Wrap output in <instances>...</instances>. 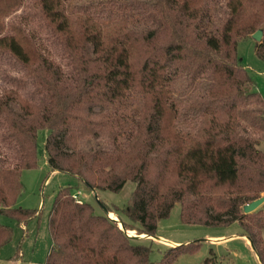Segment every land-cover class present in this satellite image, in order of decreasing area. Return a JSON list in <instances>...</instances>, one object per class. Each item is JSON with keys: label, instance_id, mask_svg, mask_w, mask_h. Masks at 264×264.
<instances>
[{"label": "trees", "instance_id": "16d2710c", "mask_svg": "<svg viewBox=\"0 0 264 264\" xmlns=\"http://www.w3.org/2000/svg\"><path fill=\"white\" fill-rule=\"evenodd\" d=\"M257 30L264 62V0H0V215L18 225L38 217L15 204L43 130L50 172L94 193L134 185L104 214L59 188L44 264H173L198 242L165 246L153 263L151 245L106 214L154 237L175 204L185 225L237 223L264 264V209L243 213L264 194V101L237 55ZM12 234L0 224V249Z\"/></svg>", "mask_w": 264, "mask_h": 264}, {"label": "rangeland", "instance_id": "374dc122", "mask_svg": "<svg viewBox=\"0 0 264 264\" xmlns=\"http://www.w3.org/2000/svg\"><path fill=\"white\" fill-rule=\"evenodd\" d=\"M80 0H73V2ZM22 9H19L12 17L20 16ZM12 17L5 19L7 22ZM27 28L38 37L40 47L49 60L58 66H63L60 56L55 53L47 40L45 33H40L37 28L28 24ZM255 41L247 38L237 45V55L241 59L243 68L253 81L256 90L264 101V62L259 60L254 52ZM3 86L2 84L0 87ZM46 131H39L37 134V166L34 169L25 170L21 174L22 191L16 200V207L37 210L38 217L30 219L25 223V227L18 225L14 220L0 215V224L6 225L13 230L12 239L0 249V264H44L46 254L50 247V236L47 229V219L52 200L61 187L70 186L74 189V195L80 200L91 204L97 214H104V207L119 209L126 205L134 185L127 182L118 193L110 192H90L85 191L82 184L72 175L61 172H50L44 156L43 145ZM262 194L261 196H263ZM96 196V197H95ZM264 209V203L259 207ZM179 204H175L167 218L162 219L157 224L156 234L176 242V245H187L198 242L197 250L193 253L179 255L173 264H204L207 259H214V263L209 264H259L255 250L247 247L241 236L230 239L223 243H210L209 237L212 235L229 236L241 233L237 223L224 227H207L202 225H185L179 220ZM37 212V213H38ZM112 213L115 220L109 217ZM117 214H120L117 215ZM111 220L118 223L122 229H136L137 224L131 223L118 211L106 214ZM125 219V221L123 220ZM125 230V233L135 242H144L151 245L150 261L158 262L163 251L166 249L164 242H156V238L144 234H137L136 230ZM264 242V231L262 232ZM169 247V246H168Z\"/></svg>", "mask_w": 264, "mask_h": 264}, {"label": "crops", "instance_id": "0c3cea01", "mask_svg": "<svg viewBox=\"0 0 264 264\" xmlns=\"http://www.w3.org/2000/svg\"><path fill=\"white\" fill-rule=\"evenodd\" d=\"M23 227H25V225H22V228ZM238 236H241V238H242V240L244 241V243H245V245L247 246V247H250L251 249H253V247H252V245H251V243H250V241H249V239L247 238V237H245V236H242V234L241 233H238V234H231V235H229V236H222L221 234L220 235H212V236H208L209 237V242L210 243H215V244H217V243H223V242H226V241H228V240H230V239H234V238H237ZM153 238H156V242L158 243V242H160V240L162 241V242H164V244L165 245H167V246H173V245H176V242H174V241H169V240H167V239H165V238H163V237H161V236H159V235H155ZM254 250V249H253ZM256 255V258H257V260H258V263L259 264H261L260 263V260H259V258H258V256H257V254H255Z\"/></svg>", "mask_w": 264, "mask_h": 264}, {"label": "water", "instance_id": "95a60500", "mask_svg": "<svg viewBox=\"0 0 264 264\" xmlns=\"http://www.w3.org/2000/svg\"><path fill=\"white\" fill-rule=\"evenodd\" d=\"M251 38L255 41V42H260L261 38H262V31L261 30H257L255 33H253L251 35ZM96 197V196H95ZM264 203V195L261 196L260 198L246 204L243 206V213L244 214H249L252 213L253 211H255L257 208H259L262 204Z\"/></svg>", "mask_w": 264, "mask_h": 264}, {"label": "built area", "instance_id": "2783aa9c", "mask_svg": "<svg viewBox=\"0 0 264 264\" xmlns=\"http://www.w3.org/2000/svg\"><path fill=\"white\" fill-rule=\"evenodd\" d=\"M77 194L80 195L79 192H78ZM78 195H77V196H78ZM77 196H74V198L76 199L77 202H81V200H80Z\"/></svg>", "mask_w": 264, "mask_h": 264}, {"label": "bare ground", "instance_id": "6f19581e", "mask_svg": "<svg viewBox=\"0 0 264 264\" xmlns=\"http://www.w3.org/2000/svg\"><path fill=\"white\" fill-rule=\"evenodd\" d=\"M109 217H110L111 219H114V220L116 219L115 216H114L112 213L109 214Z\"/></svg>", "mask_w": 264, "mask_h": 264}]
</instances>
